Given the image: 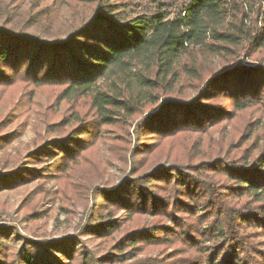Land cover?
Returning a JSON list of instances; mask_svg holds the SVG:
<instances>
[{
    "label": "trees",
    "instance_id": "trees-1",
    "mask_svg": "<svg viewBox=\"0 0 264 264\" xmlns=\"http://www.w3.org/2000/svg\"><path fill=\"white\" fill-rule=\"evenodd\" d=\"M43 91L52 139L0 159V193L56 179L91 207L58 239L0 224V264H264V0H0V152Z\"/></svg>",
    "mask_w": 264,
    "mask_h": 264
},
{
    "label": "rangeland",
    "instance_id": "rangeland-1",
    "mask_svg": "<svg viewBox=\"0 0 264 264\" xmlns=\"http://www.w3.org/2000/svg\"><path fill=\"white\" fill-rule=\"evenodd\" d=\"M48 95V91L38 93L35 104L29 111V117L27 116L29 119L26 120V116L19 117L11 124L13 126L8 128L13 130L19 125H24L25 121H29L26 124L29 126L25 132L0 152V159L7 161L6 167L3 169L4 173L10 172L12 168L17 166V160L24 163L25 156L34 149L35 142L44 143L52 139V136L46 134L42 127L44 116L51 113L48 107ZM9 108V105L0 104V119L7 114ZM99 160L105 165V183L109 185L117 184L125 176L120 161L111 155L108 147L101 150ZM37 186L38 182H31L0 193V224L6 227H14L16 230H13V233L17 232L20 236L26 237L29 236V229H36V225L55 239L78 235L91 207L90 202L88 204L82 198V195L74 193L72 185H65L59 180L53 179L47 180L44 184L49 195H46V198L43 199L42 195L36 194L31 203L28 199L31 193L37 189ZM53 193H57L58 196L52 195ZM38 203V206H40L39 211L43 215V219L39 222L27 216L29 205L31 204L30 207H33ZM14 236L15 234H13ZM84 241L90 248L98 250V255L108 252L107 247L97 246L96 242L86 238H84ZM11 244L12 241L9 242V245Z\"/></svg>",
    "mask_w": 264,
    "mask_h": 264
}]
</instances>
